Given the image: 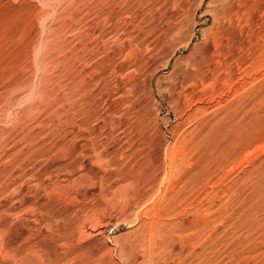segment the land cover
Instances as JSON below:
<instances>
[{
  "label": "rangeland",
  "instance_id": "374dc122",
  "mask_svg": "<svg viewBox=\"0 0 264 264\" xmlns=\"http://www.w3.org/2000/svg\"><path fill=\"white\" fill-rule=\"evenodd\" d=\"M259 4L0 0V264H52L79 230L84 250L123 264L138 215L162 194L127 219L132 181L151 162L166 165V180L172 158L181 176L191 161H180L183 151L206 148L204 134L195 137L207 120V83L194 85L191 64L228 47L245 53L264 20ZM197 196L179 221L204 207L202 189ZM246 216L210 217L207 261L198 241L186 263L264 264V213Z\"/></svg>",
  "mask_w": 264,
  "mask_h": 264
},
{
  "label": "bare ground",
  "instance_id": "6f19581e",
  "mask_svg": "<svg viewBox=\"0 0 264 264\" xmlns=\"http://www.w3.org/2000/svg\"><path fill=\"white\" fill-rule=\"evenodd\" d=\"M259 5L263 10L264 0H260ZM180 30L182 29L180 28ZM180 32L178 30L176 35L178 36ZM216 53L207 60H198L191 64L194 85L198 87V85L207 83L205 91L209 98V106L206 109L209 110L207 117L204 118L207 120L204 130L199 135L196 134L195 137L199 139L204 134L202 136L207 139V143L202 147L206 148L202 151L197 141L198 145H195L196 149L195 151L193 149L191 155L189 152L183 151L180 161L185 163L190 156L191 161L181 176L178 174L175 176L176 160L171 157L166 180H164V177L167 176L166 165L160 164L162 166H159L151 162L149 165L151 173L132 181L135 189L132 191L129 205L127 204L128 206L125 208L127 219L142 209L161 189L162 194H160L152 212L143 213V211V214H137L139 226L134 232V238L123 249V254L125 253L123 264H138L141 258L145 260L143 264L146 262L147 264H190L186 262L190 257L198 254L194 250V245L198 241L204 243V248L199 255L205 258H203L204 261H207L210 217L227 216L231 220L235 217L241 218L247 215L248 218V216H255L259 212L264 213V77H258L259 72L264 69V20L259 23L256 37L254 41L250 42L245 53L244 51L238 53L233 47ZM244 66L245 68L242 70ZM191 93L193 95L194 92ZM197 139L192 138L194 142ZM255 147L261 152V156L258 155V158H254L251 154L253 148L256 150ZM245 165H247L246 168L241 170V173L232 182H229L235 170L241 169ZM129 170L132 172V169ZM133 171H135L134 168ZM137 176L140 175L137 174ZM201 189L207 201L206 204L204 203V207H201L200 210L195 209L194 217L190 221H179L175 216L185 206L193 205L192 202L194 198L198 197L197 194ZM100 217L99 219H101ZM223 220L225 219L223 218ZM249 223L251 224V220ZM254 226H258V224ZM83 233L85 232L79 230L69 236L63 234L67 236L64 240H67L70 248L65 253L61 251L63 256H58L52 264L67 259L73 261V264H117L106 260L101 255L97 256V252L95 254L93 250H84ZM201 245L203 246V244ZM27 248L23 250L31 251ZM27 256L24 257L27 258ZM13 258L12 260H14ZM8 259L11 257L8 256ZM37 260L35 258L36 262ZM197 261L199 262V258ZM197 261H195L196 264Z\"/></svg>",
  "mask_w": 264,
  "mask_h": 264
}]
</instances>
